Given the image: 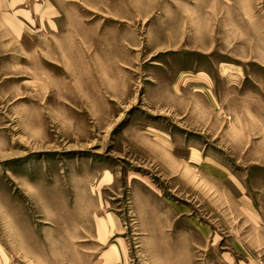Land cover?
Returning <instances> with one entry per match:
<instances>
[{
  "label": "rangeland",
  "instance_id": "374dc122",
  "mask_svg": "<svg viewBox=\"0 0 264 264\" xmlns=\"http://www.w3.org/2000/svg\"><path fill=\"white\" fill-rule=\"evenodd\" d=\"M34 1L67 21H0V264H264V0Z\"/></svg>",
  "mask_w": 264,
  "mask_h": 264
},
{
  "label": "crops",
  "instance_id": "0c3cea01",
  "mask_svg": "<svg viewBox=\"0 0 264 264\" xmlns=\"http://www.w3.org/2000/svg\"><path fill=\"white\" fill-rule=\"evenodd\" d=\"M231 3L236 4L237 7L242 8L243 4H250L252 0H230ZM40 18H49L54 20L55 27L60 26L61 20L67 21V15L56 5H53V12L49 10V7H46L44 10H40L39 3L34 0H0V21H5L7 35L23 37L28 35L27 25L34 21V16L40 13ZM243 13V17H239L238 24L240 27H247V23L254 21L250 19V16H246ZM51 16V17H50ZM53 16V17H52ZM241 16V15H240ZM252 17V16H251ZM58 29V28H57ZM197 31L199 29H196ZM253 30V29H252ZM264 45V41L262 44ZM188 48H191L188 46ZM191 50V49H190ZM189 51V50H187ZM193 51L198 52L199 50L195 49ZM201 90H196L195 95H200ZM174 258L170 261L167 260V264H183L184 258ZM188 263V262H187ZM189 264V263H188ZM231 264V262H230ZM234 264V263H233Z\"/></svg>",
  "mask_w": 264,
  "mask_h": 264
}]
</instances>
